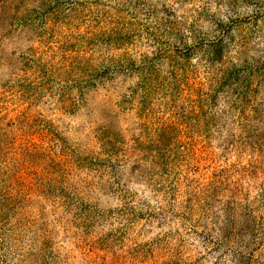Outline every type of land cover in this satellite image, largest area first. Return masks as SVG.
Here are the masks:
<instances>
[{
    "label": "rangeland",
    "instance_id": "obj_1",
    "mask_svg": "<svg viewBox=\"0 0 264 264\" xmlns=\"http://www.w3.org/2000/svg\"><path fill=\"white\" fill-rule=\"evenodd\" d=\"M222 4L235 12V0H172L142 25L101 0H0V226L38 229L41 264L60 231L56 264H184L183 241L140 239L158 219L135 211L149 189L181 202L176 219L229 199L245 264H264V197L244 190L264 170V65L249 63L264 49L244 58L246 29L229 34ZM88 86V107L69 111Z\"/></svg>",
    "mask_w": 264,
    "mask_h": 264
},
{
    "label": "clouds",
    "instance_id": "obj_2",
    "mask_svg": "<svg viewBox=\"0 0 264 264\" xmlns=\"http://www.w3.org/2000/svg\"><path fill=\"white\" fill-rule=\"evenodd\" d=\"M171 4L172 0H101L102 7L109 14H122L132 23L142 25L146 23L148 17L166 16L168 12L165 11V8H168ZM188 7H191V5ZM234 7L235 12L223 15L227 9L222 4L219 9L221 19L227 26L226 30L229 34L235 35L237 39L240 38L239 34H236L238 29L239 33L242 29H246L244 35H247L249 39L247 45L241 48V52L244 54V58L256 57L257 52L264 49V42L257 43L258 37L255 36V33L264 31V0H235ZM211 12H217L215 4L212 5ZM229 16L232 17L231 21ZM184 31L186 34L191 35L187 29ZM187 44L191 46L193 41L189 39ZM252 45H255V49ZM230 55L233 57L232 64L235 66V70L245 67L244 58H237L234 52ZM197 59L199 57L193 55L191 63L195 65ZM249 63L253 67L259 68L264 65V60L254 63L249 60ZM104 79L105 77H99L97 80L92 81V84L98 86ZM226 87L239 89V85L234 78L228 79ZM91 90V86L85 88L84 96L82 98L77 97L76 102L69 111L75 114L87 108V94ZM220 91H223V88ZM69 143L72 142L69 141ZM72 147H75V145L72 144ZM213 148L217 154L223 152L222 148L216 147V141H213ZM248 159H252V157L249 156ZM233 163L237 164L238 167H242L235 156L229 160V164ZM253 171L255 172V169ZM256 175L258 183L254 189L249 188L248 183L244 182V190L250 192L248 203L264 197V188L260 187L259 183L264 182V170L256 173ZM197 192H199V189H197ZM63 194L70 202L75 200L71 192L65 191ZM212 197L208 210L205 212L197 211L189 220H184L183 218H175L178 212L184 215L188 214L180 201L170 202V197L164 191L153 189L144 191L142 198L147 200V205L135 207V211L145 214L154 213L158 219L153 220L150 225L151 231L146 230V234L140 237L141 241L151 242L157 236L164 237L166 234L173 245L183 241L184 264H193L194 261H199V264H245L247 257L243 245L247 244L248 241L245 240L243 243H239L232 239L234 225L231 222V217L234 205L229 203V199L215 193L212 194ZM183 199L181 197V200ZM217 217L218 219H216ZM197 221H199V224H197ZM156 224H162V227L158 228ZM182 224L183 227H181ZM47 226L50 229L60 230L59 224L55 221H49ZM236 231L239 233V229ZM40 235L38 229L17 231L0 226V264H41L43 257L40 249L30 243H39ZM63 235V231H60L57 242L52 246L51 264H56L59 259L58 252L65 251L61 247L64 243Z\"/></svg>",
    "mask_w": 264,
    "mask_h": 264
}]
</instances>
